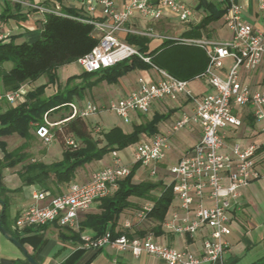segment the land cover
<instances>
[{
  "label": "built area",
  "instance_id": "built-area-1",
  "mask_svg": "<svg viewBox=\"0 0 264 264\" xmlns=\"http://www.w3.org/2000/svg\"><path fill=\"white\" fill-rule=\"evenodd\" d=\"M208 3L219 2L224 9L223 21L232 32L231 39L225 42H214L206 37H185L168 35L164 38L201 46L207 56L208 64L197 77L207 78L211 91L199 96L194 94L189 80L181 79L165 69L152 64L157 70V80H147L138 76L137 87L127 95L111 100L106 104L89 101L83 108L73 103V117L79 114L90 117L104 110L115 112L126 122L132 112L146 113L154 100L169 98L177 100L185 96L195 104L192 113H184L176 120L167 133H156L151 141H140L134 150V160L145 167L163 161L166 158L171 132H176L192 122L200 124L202 135L179 160L169 168L173 193L179 211H175L164 221V226L179 235H190L208 226L210 232L204 238V252L196 255L188 248L179 249L158 242L152 232L144 235L136 234L131 217L122 219L118 234L111 230L99 236L81 231L80 214L88 212L95 202L110 195L117 187L119 180L128 176L131 168L114 152L113 164L95 170L89 181L72 182L67 191L51 194L38 189L32 194L33 202L24 208L15 219L17 229L27 226H42L55 223L61 227L80 231L83 248H102L111 245L119 250L128 249L134 256L149 253L157 256L166 264H217L222 261L226 249L225 237L231 233L229 210L238 203L240 190L261 176L256 164L258 146L250 144L241 147L232 145L227 151L225 146V130L227 127L241 124V120L233 112L234 104H251L258 118H264V89L255 90L241 80L242 69H255L264 56V22L256 27L244 18V3L247 0H204ZM264 9V0H255ZM90 16L100 9L103 19L95 17H77L94 24L98 44L87 54L78 58L77 62L84 71L93 72L108 68L114 64L137 56L149 62L140 49L120 39L119 32L151 36V31L134 29L127 26L135 15L158 20L165 10L172 12L179 21H191L192 5L185 0H79ZM44 12L63 14L53 8H43ZM6 35L0 32V40ZM231 58V65L225 74L224 60ZM28 85L22 84L15 90H0V103H16L24 99ZM44 115L42 123L35 124L36 136L49 144L54 140L52 127L61 121L52 122ZM68 117L67 119H69ZM264 131V126H263ZM67 143L76 145L73 138ZM152 173L155 168H152ZM209 198L213 203L204 204ZM154 202L146 201L133 213L138 221L150 217Z\"/></svg>",
  "mask_w": 264,
  "mask_h": 264
},
{
  "label": "crops",
  "instance_id": "crops-1",
  "mask_svg": "<svg viewBox=\"0 0 264 264\" xmlns=\"http://www.w3.org/2000/svg\"><path fill=\"white\" fill-rule=\"evenodd\" d=\"M185 1L191 4L193 8L190 22H180L182 23L180 26L176 25L175 19L177 17L169 10H165L164 15L158 20L135 15L128 21L127 26L134 29L151 31V36L154 38H150L149 48L153 49L165 39L161 31H169L171 27H175L177 33L170 35L196 37L187 36L185 32L199 24L204 16L208 14L218 16L223 10L222 4L219 2L208 3L204 0ZM243 3L244 18L254 26L260 27L264 22V9H261L255 0H247ZM7 7H11L14 12H19L25 16V18L11 17L1 24L0 32L7 36L5 40L14 36L16 42L26 41L30 43L41 37L46 14V12L42 11L43 8H53L62 13H64L66 8H74L79 12L80 17L103 19L100 9L93 16L87 14L79 0H0V13ZM222 16L220 15L219 18L212 20L205 28H202L201 36L198 37H206L214 42H225L231 39L232 32L225 25ZM148 21H150V25L147 24ZM128 34L126 32H119L118 36L120 39L127 41L126 37ZM231 62V58L224 60V68L220 70L221 74H225ZM75 63L79 65V70L73 73L68 68V64L70 63L60 66L56 71L57 80L55 82L48 83V77L45 75L46 78L40 83H37L39 78L35 81L22 83L28 85L27 93L42 84H47L45 88L46 96L56 93L59 89L65 90L67 87H77L80 94H77L73 101L68 102L69 108L68 111H65L66 114H61L60 116L55 114L56 116L52 117V122L65 120L62 117L66 116L68 112H73L70 103L75 104L77 108H83L89 101L97 104H106L136 89L138 76L142 75L147 80H157L159 77L157 70L152 66L148 68L137 67L119 76L115 82H108L106 79H97V76L91 79L95 80L94 82H90L81 77L84 69L77 61ZM10 68L11 65L9 62H5L1 66V71H8ZM60 71L65 76L61 85L59 84ZM131 71L134 72V75L130 74ZM241 80L252 89H264V56L259 66L255 69L241 70ZM189 83L196 95L202 96L211 91V86L205 77H196L190 80ZM0 90H6L2 84L1 73ZM4 105L0 103V111L4 110ZM194 108L195 104L193 100L181 96L177 100L169 98L154 100L148 112H132L130 120L127 122L115 112L109 110L91 115L90 120L97 125V129L93 131V134L94 132H99V137L101 136V132L107 131L114 126H119L125 132L130 133L134 130L135 126L141 124L149 126L154 119L156 131L143 132L140 134L139 140L135 143L123 149L113 150L105 154L101 159L78 168L70 183L55 184L52 181L50 184L52 189L49 192L52 194L62 193L68 190L72 182L89 181L95 170L113 164L114 152L132 169L137 164L133 154L138 142L151 141L156 133L169 132L176 120L184 113H192ZM232 109L235 115L241 120V124L238 126L231 125L226 128L225 146L223 150L227 151L229 147L235 144H239L241 147H247L253 143L256 144L258 146L256 164L261 171V176L240 190L238 203H234L230 208L229 215L232 231L225 237L227 242L226 249L222 261L217 264H264V118L260 119L256 116L255 108L251 104H234ZM61 110L50 111L48 118L51 117V113H56ZM105 113L113 114L117 119L113 123L107 124L104 117ZM201 135L202 129L197 122H192L189 126L181 130L171 132L166 158L161 162L152 164L151 167L139 165L135 170L133 181L150 180L155 182L161 180L168 185L171 182V175L169 173L170 166L177 163L200 140ZM56 142L58 145H54ZM131 145L132 147H130ZM43 146L46 147V150L40 154L42 157L39 161L50 163L62 158L63 148L55 139L52 144L45 145L43 143ZM20 168L21 165L13 168L5 167L0 169L2 174L0 181V216L4 207V200L9 201L8 216L5 219V223L2 224L12 234L14 232H20L21 237L25 238L23 241L24 246L30 255L41 264H67L74 252L78 248H83L81 247V242L71 236V229L61 227L55 223H49L40 228H35L33 231L22 232L15 226L17 215L33 202V192L41 189L38 184L23 185L19 177ZM152 168H155L154 173L151 172ZM153 193L160 194V189L153 190ZM130 200L135 206L127 208L122 213L117 229L123 218L131 217L136 234L144 235L147 232H152L158 242L179 249L188 248L196 255L203 254V241L210 232L208 226L202 227L195 234L185 236L176 234L164 226V221L172 213L179 211L175 196H173L163 220H159L156 217H149L144 221H138L133 216L134 211L146 201L152 200L135 196L130 197ZM212 203L213 201L211 199H204L206 206ZM98 206L99 200L94 203L88 212L80 214V220L82 221L87 213L99 212L100 209ZM84 231L93 234V231L90 229H85ZM83 249V252L72 264H166L153 254L143 253L140 256H134L128 249L119 250L111 245H106L102 248ZM0 264H31L28 262L24 252L14 242L6 238L1 230Z\"/></svg>",
  "mask_w": 264,
  "mask_h": 264
},
{
  "label": "trees",
  "instance_id": "trees-1",
  "mask_svg": "<svg viewBox=\"0 0 264 264\" xmlns=\"http://www.w3.org/2000/svg\"><path fill=\"white\" fill-rule=\"evenodd\" d=\"M223 13L224 9L218 16L214 14L204 16L201 22L185 32V35L201 36V29ZM11 17L25 18L19 12H14L11 7H7L0 13V30L1 24ZM77 17L80 15L74 8H66L63 14L46 12L39 39L30 43L16 42L14 36L8 40H0V73L3 87L6 90H15L22 83L35 81L42 75H47L48 83L55 82L57 80L56 71L60 66L76 62L78 58L89 53L98 44L99 38L95 35L94 24ZM126 39L149 57L150 63L134 56L108 68L93 72L84 71L81 77L90 82L95 81L91 80L95 76L97 79L115 82L119 76L132 69L148 68L154 64L178 78L190 81L201 74L208 64L209 59L205 50L195 43L165 38L161 44L150 49L148 36L129 33ZM5 62H11V68L8 71H1V66ZM46 86L47 84H42L29 91L20 102L10 105L2 103L5 104L4 110L0 111V169L21 165L19 177L23 185L38 184L41 189L51 191L52 181L55 184L70 183L78 168L101 159L113 150L123 149L135 143L143 132L156 131L154 119L149 126L137 125L130 133L125 132L119 126H114L101 132L100 137H95L93 131L97 129V125L90 120V117H83L79 114L70 117L72 112H68L62 117L65 120L52 127L54 139L63 148L62 158L50 163L39 160L25 163L29 158L25 148L27 141L33 137L32 130L35 129V124L44 121L46 112L50 113V111L60 109L68 111V102L73 101L76 95L80 94L77 87H67L65 90L59 89L56 93L46 96ZM68 117L70 118L67 119ZM13 134H18L25 141L15 149L9 150L6 136ZM69 138H73L77 144L75 146L68 144ZM139 165V163L135 164L130 174L119 180L118 187L112 194L99 200V212L85 215L81 221V231L90 229L94 236L102 235L107 230H111L114 235L118 234L117 226L122 213L127 208L135 206L130 200L132 196L152 200L154 207L150 217L164 219L174 196L172 184L167 185L161 180L134 182L133 176ZM1 176L0 170V181ZM156 189H160V194L153 193ZM3 204L0 219L2 223H5L9 201L4 200ZM42 226H27L21 231L30 232ZM70 232L71 236L82 244L80 231L70 230ZM13 234L23 243L25 238L21 237L20 232ZM83 250V248H78L67 264H72Z\"/></svg>",
  "mask_w": 264,
  "mask_h": 264
},
{
  "label": "rangeland",
  "instance_id": "rangeland-1",
  "mask_svg": "<svg viewBox=\"0 0 264 264\" xmlns=\"http://www.w3.org/2000/svg\"><path fill=\"white\" fill-rule=\"evenodd\" d=\"M181 21H179L178 18L175 19V24L176 25H181L182 23H180ZM148 25H150V21L147 22ZM154 31V30H153ZM177 33L176 32V28L175 27H171V30H163L161 31V34L164 35V36H168L170 34H175ZM149 38H154L153 36H148ZM10 65H12L11 62H9ZM68 68L69 70L71 71V73L75 72V71H78L79 70V65L77 63H70L68 64ZM131 75H134V72L131 71L130 73ZM44 78H46L45 75L41 76L39 79H38V82L37 83H40L44 80ZM60 81H59V84L61 85V83L63 82V79H65V76H63V72L60 71ZM191 87V86H190ZM20 102V101H19ZM7 105H10V104H7ZM66 109H62L61 111L59 112H56V113H51L49 117V120L51 121L52 120V117L56 116L55 114L57 115H64L66 114L65 113ZM63 112V113H61ZM104 117H105V121L107 124H110V123H113L115 119H117V117H115V115L113 114H110V113H105L104 114ZM32 133H33V137L30 138L28 141H27V147L25 148V151L27 152L28 154V159L25 161L26 162H29L31 160H40L42 156H40V154H42V152H44L46 150V147L43 146V140H41L40 138H38L36 135H35V131L34 129L32 130ZM100 133L99 132H94V136L95 137H99ZM38 138V139H37ZM6 140H7V143H8V149L9 150H13L15 149L17 146H19L21 143H23L25 141L24 138L20 137L18 134H13V135H10V136H6ZM38 140H39V143H38ZM41 142V143H40ZM53 142L49 143V144H52ZM45 145H49V144H46L44 143ZM54 145H58L57 142L54 143ZM132 147V145L130 146ZM1 155V153H0ZM19 166V165H18Z\"/></svg>",
  "mask_w": 264,
  "mask_h": 264
},
{
  "label": "water",
  "instance_id": "water-1",
  "mask_svg": "<svg viewBox=\"0 0 264 264\" xmlns=\"http://www.w3.org/2000/svg\"><path fill=\"white\" fill-rule=\"evenodd\" d=\"M0 230L5 235L6 238L14 242V244H16V246H18L24 252L29 263L41 264L32 255H30L24 244L18 238H16L8 229L5 228V226L1 222V219H0Z\"/></svg>",
  "mask_w": 264,
  "mask_h": 264
}]
</instances>
